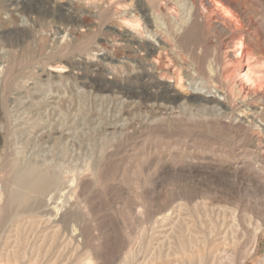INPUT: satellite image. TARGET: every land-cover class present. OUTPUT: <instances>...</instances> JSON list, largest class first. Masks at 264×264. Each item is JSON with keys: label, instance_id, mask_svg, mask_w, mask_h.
I'll return each instance as SVG.
<instances>
[{"label": "rangeland", "instance_id": "374dc122", "mask_svg": "<svg viewBox=\"0 0 264 264\" xmlns=\"http://www.w3.org/2000/svg\"><path fill=\"white\" fill-rule=\"evenodd\" d=\"M39 1L38 10L43 12L55 6L57 11L48 17H41L42 14L29 10L28 17H23L20 11L25 5L26 8L33 6V0H0V56L6 55L7 44L14 39L24 44L28 59L31 55L36 57V61L27 67L32 74L23 77L25 72L21 67L14 69V88L7 109L13 131V150L22 160L41 163L43 168H55L59 173L48 193L41 196L39 211L47 213L46 218L52 215L50 221L59 222L71 210L85 209L88 212L85 199L94 202L99 197L109 199L108 209L89 212L93 236H96L90 243V249L98 252L94 264H179L176 260L181 254L158 260L154 255L155 249L147 244V237L156 229L160 228L156 234L163 232L162 235L166 231L164 229H170L169 224L163 228L159 222L157 227V218L170 214L186 198L193 204L200 202L206 205V210L203 207L202 213L192 214L193 221L186 208L180 207L181 217L186 215L184 210L187 213L185 217L189 216L191 222H195L200 215L204 224H201L202 233L199 234L204 242L188 247L182 264H264V181L256 177L262 163L256 162L255 150L243 147L233 133L226 134L221 129L208 128L204 136H198L185 130L167 128L143 136L136 134L114 156L116 175L109 180L103 178L106 176L94 167L95 160L101 154L96 152V145L103 144L104 140L122 137L123 133L132 130L130 128L153 118L144 110L124 114L123 107L128 109V106L131 108L141 101L137 96L127 97L119 91V87H126L135 76H127L128 71L121 62L125 60L126 50L117 46L120 41L115 45L111 36H97L95 40L103 47L105 45L106 49L92 50L94 59H89L90 48H96V44L90 46V34L87 32L74 39L70 55L63 59L66 67L61 71L41 61V58L43 61L58 59V55L46 54L50 48L38 50L39 43L49 46L52 40H61L63 33H57L58 16L74 14L81 17V10L76 11L79 16L74 12V0ZM137 1L147 4L150 0ZM259 9L262 10L261 7ZM138 15L143 21L152 19L142 16L141 11ZM47 22L52 29L41 31L39 26ZM24 29L26 31L20 33ZM40 34L48 35L49 41L39 37ZM123 34L127 32L123 31ZM144 35L149 48L160 47L156 36L148 31ZM133 47L139 50L137 44ZM261 53L259 51L255 56H263ZM157 77L167 87L168 94L175 95L177 102L148 103L149 107L161 108L155 119L168 116L198 118L199 114H203V118L208 120L211 113L214 114L213 119L224 116L226 119V108L214 101L224 100L219 91L202 85L196 89L194 80L188 77L184 79L187 90H179L174 81ZM92 79L112 84V89L95 93L89 83ZM141 79L137 82L139 85L151 81L148 76ZM2 93L0 83V96ZM83 95H88L87 100H83ZM102 99L105 100L104 106L100 103ZM196 99L200 105L193 104ZM256 108V111L262 109ZM199 109L203 111L200 113ZM87 118L90 120L87 121ZM232 118L235 123L244 121L238 114ZM247 120L244 122L249 125L250 121ZM256 121L255 128L258 125L264 127L260 119ZM3 125L0 118V134L3 133ZM1 152L3 147L0 145ZM225 155L230 157L224 158ZM250 165L257 172L252 171L248 167ZM83 180H88L87 189L80 194L79 185ZM55 205L61 208L58 213ZM7 225V222L0 221V264H21L13 263L4 254L12 248V245L5 243ZM161 228L164 231H160ZM255 234L259 235V241L254 246ZM30 235L32 237L26 246L27 258L32 256L34 248L41 242L38 230ZM75 235L57 261L56 250L61 246L50 245V242L44 244V250H48L46 258H54L48 264H75L74 249L83 242L80 234ZM131 251L135 255L128 261L125 256Z\"/></svg>", "mask_w": 264, "mask_h": 264}, {"label": "bare ground", "instance_id": "6f19581e", "mask_svg": "<svg viewBox=\"0 0 264 264\" xmlns=\"http://www.w3.org/2000/svg\"><path fill=\"white\" fill-rule=\"evenodd\" d=\"M33 2V6L26 8L27 5H25V8L20 11L23 17H28L29 10L42 14L41 17H48L57 11L54 6L50 8L51 10L44 9L42 12L38 10L39 6H37L41 2L39 0H33ZM74 2L75 7L72 9L74 12L81 10V17L78 12L76 14L79 17L73 16L74 14L58 16L59 31L57 33H63L61 40H52L49 46L38 44V50L43 51L44 48H50L46 54L58 55V59L43 61L41 58V61L47 66L61 71L66 67L63 59L70 55V48L74 39H78L88 32L90 34V46L93 47L96 44V48H90L89 59H94L92 50L106 49L105 45L103 47L95 40L97 36L100 34L111 36L115 45L120 41L121 43L117 46L126 50L125 60L121 62L128 71L127 76L131 75V78L132 74L135 76L126 87H119V91L127 97L137 96L141 101L131 108L130 106L127 107L128 109L125 108L126 106L123 107L124 114L130 115L144 110L153 118L147 123H141L138 127L130 128L132 130L123 133L122 137L104 140L103 144L96 145V152L101 154L95 160L94 167L106 176L103 178L109 180L116 175L114 156L136 134L143 136L147 133L171 128L204 136L206 129L210 128L221 129L226 134L233 133L243 147L254 149L256 162L258 160L262 163V166H260L261 164L258 165L260 166L259 172L255 168L256 177L258 180L264 181V127L258 125V128H255L257 127L255 126L257 119L264 123L263 0H150L147 4L137 0H74ZM257 6L261 7L262 10ZM139 11L142 12V16H150L152 19L143 21L141 15H138ZM149 25H151V29H149ZM39 29L45 32L52 28L47 22L40 25ZM21 31L23 32L20 33H24L26 30ZM123 31L127 34H123ZM146 31L157 37L160 42L159 48L147 46L144 39ZM23 36L26 35L23 34ZM39 37L47 41L50 39L48 35L44 34H40ZM16 40H20V38ZM136 44L139 50L135 49L136 46L133 47ZM25 48L24 44L13 39L7 44L6 55L2 56L1 54L0 56V83L3 92L0 96V118L4 122L3 133L0 134V145L3 147V152L0 154V221L3 220L8 223V236L5 243L12 245V248L4 254L13 263L48 264L54 258H46L48 250H44V244L50 242V245L61 246V249L56 250L58 256H56L55 261H57L62 255L63 249L69 247L70 242L74 240L73 235L80 234L83 237V242L78 243L74 249L75 264H94L98 252L90 249V243L96 236H93L89 212L108 209L110 200L99 197V200L94 202L85 199V207L88 212H85V209L84 211L75 209L65 213L59 222L50 221L52 215L50 218H46L47 213L40 212L38 208L41 196L48 193L51 184L59 176L58 171H55L54 167V169L43 168V164L35 161H24L17 157L13 150V131L7 116V109L14 88L12 85L15 77L14 69L21 67L23 73L25 72L22 74L23 77L26 74L30 75L32 73L27 71L28 64L36 61V57L32 55L28 59ZM259 51L262 52L263 56H255ZM85 53L89 54L88 52ZM148 71L153 73H148ZM145 76L150 77L151 81L148 79L149 83L142 85L140 83L139 85L137 82ZM157 76L164 80L174 81L179 90H187L184 79L188 77L194 80L195 83L193 82V84L196 89L201 88L200 85H202L219 91L224 100L214 99V101L226 108V119H224L225 116L224 118L213 119V113L208 120L203 118L205 117L203 114H199L200 117L197 116L198 118L183 116L171 118L168 116V118L155 119L157 111H161V108L159 106L149 107L148 103L154 104L162 101V103L174 104L177 102L175 95L170 96L168 94L167 87L159 82ZM198 81L200 82L198 83ZM89 83L95 93L112 89V84L107 85L101 80L92 79ZM149 89L154 90L149 91ZM82 98L87 100L88 95H83ZM198 101L197 99L193 100V104L200 105ZM100 103L101 106H104L105 100L102 99ZM256 107L262 108L261 111H256ZM199 111L201 113L203 109H199ZM236 114L241 116L244 121L249 119V125L242 120L235 123L232 117ZM113 117L115 118L116 115ZM86 120L89 121L90 118ZM229 157L230 155H225L224 158ZM248 167L252 169L253 165ZM255 170L252 169L254 172ZM87 184L88 180H83L80 183V194L85 192ZM113 200L115 201V199ZM184 200L178 203V207L172 209L170 214L159 217L160 219L157 218V227L159 224L160 227L169 224L170 229H164L166 231L169 229V232L165 231L163 235V232L156 234L159 228L147 237V244L152 245L151 247L155 249L154 255L158 260L181 254L176 262L182 264L181 261L185 258L188 247L204 242V238L201 239L199 235L202 233L201 224H203L200 215L193 222L192 214L201 212L203 207L206 210V205L203 206L200 202L193 204L186 198ZM180 207L186 208L185 210H187L188 215H191L193 223L188 218L189 216L185 217L187 213L184 210L183 213L186 215L181 217L182 210ZM54 208L57 213L61 209L58 205H55ZM175 215L178 217L176 218ZM36 230H38L41 242L34 248L35 251L32 256L27 258V242L32 237L30 233ZM164 230L161 228L160 231ZM258 239L259 235L255 234L254 246L258 243ZM134 255V251L127 253L126 260L129 261Z\"/></svg>", "mask_w": 264, "mask_h": 264}]
</instances>
